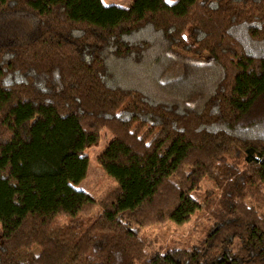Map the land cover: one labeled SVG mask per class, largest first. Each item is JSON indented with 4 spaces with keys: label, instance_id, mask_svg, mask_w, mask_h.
<instances>
[{
    "label": "trees",
    "instance_id": "obj_1",
    "mask_svg": "<svg viewBox=\"0 0 264 264\" xmlns=\"http://www.w3.org/2000/svg\"><path fill=\"white\" fill-rule=\"evenodd\" d=\"M0 264H264V0H0Z\"/></svg>",
    "mask_w": 264,
    "mask_h": 264
},
{
    "label": "rangeland",
    "instance_id": "obj_2",
    "mask_svg": "<svg viewBox=\"0 0 264 264\" xmlns=\"http://www.w3.org/2000/svg\"><path fill=\"white\" fill-rule=\"evenodd\" d=\"M104 4H116L118 6L126 7L131 0H101ZM172 2L174 0H167ZM180 70L175 66L165 74V78H173L178 76ZM111 138L108 129L102 127L98 131V139L94 144L87 146L84 153L87 156V170L85 176L79 183L75 184L76 188H81L89 192L94 198H102L111 190L115 183L107 176L99 166L96 157L98 153L104 148L107 141ZM205 186H210L205 183ZM200 221V225H196ZM205 225L204 219L200 218L198 212H194L190 218L181 224H176L168 219L162 222H155L145 225L140 228V235L144 236L150 242L149 249L162 248L166 245H187L191 243L194 232L201 229Z\"/></svg>",
    "mask_w": 264,
    "mask_h": 264
}]
</instances>
